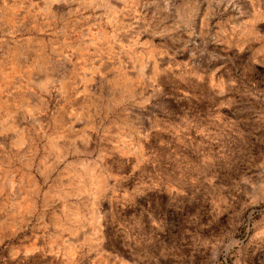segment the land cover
<instances>
[{"label": "rangeland", "instance_id": "rangeland-1", "mask_svg": "<svg viewBox=\"0 0 264 264\" xmlns=\"http://www.w3.org/2000/svg\"><path fill=\"white\" fill-rule=\"evenodd\" d=\"M0 264H264V0H0Z\"/></svg>", "mask_w": 264, "mask_h": 264}]
</instances>
